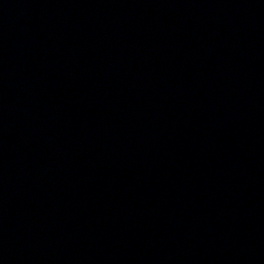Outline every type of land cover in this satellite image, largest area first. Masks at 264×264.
<instances>
[{"label": "water", "instance_id": "water-1", "mask_svg": "<svg viewBox=\"0 0 264 264\" xmlns=\"http://www.w3.org/2000/svg\"><path fill=\"white\" fill-rule=\"evenodd\" d=\"M241 0H0V264H72L186 106Z\"/></svg>", "mask_w": 264, "mask_h": 264}]
</instances>
